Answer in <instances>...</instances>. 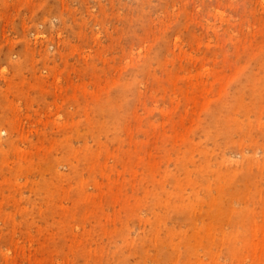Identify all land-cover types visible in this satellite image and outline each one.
<instances>
[{"label": "rangeland", "instance_id": "374dc122", "mask_svg": "<svg viewBox=\"0 0 264 264\" xmlns=\"http://www.w3.org/2000/svg\"><path fill=\"white\" fill-rule=\"evenodd\" d=\"M263 245L264 0H0V264Z\"/></svg>", "mask_w": 264, "mask_h": 264}, {"label": "bare ground", "instance_id": "6f19581e", "mask_svg": "<svg viewBox=\"0 0 264 264\" xmlns=\"http://www.w3.org/2000/svg\"><path fill=\"white\" fill-rule=\"evenodd\" d=\"M238 206H240V205H238ZM241 206H242V205H241ZM239 209H240V208H239ZM234 210H235V209H234ZM235 232H236V230H235ZM229 233H230V232H229ZM233 233H234V232H233ZM235 235H236V234H235ZM262 237H263V236H262ZM231 238H232V236H231ZM231 238H230V239H231ZM234 238H235V236H234ZM236 239H237V238H236ZM253 242H254V241H253ZM262 242H263V241H262ZM262 242H261V243H262ZM254 243H256V242H254ZM252 244H253V243H252ZM262 244H263V243H262ZM198 245H200V244H198ZM230 245H231V244H230ZM263 246H264V245H263ZM254 247H255V246H253V248H254ZM209 249H210V248H209ZM253 250H254V249H253ZM196 253H197V252H196ZM197 254H198V253H197ZM196 256H197V255H196Z\"/></svg>", "mask_w": 264, "mask_h": 264}]
</instances>
